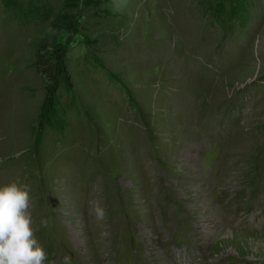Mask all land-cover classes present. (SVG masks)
<instances>
[{"label":"rangeland","instance_id":"374dc122","mask_svg":"<svg viewBox=\"0 0 264 264\" xmlns=\"http://www.w3.org/2000/svg\"><path fill=\"white\" fill-rule=\"evenodd\" d=\"M71 1L0 0V184L46 264H264V0H79L50 114L34 42Z\"/></svg>","mask_w":264,"mask_h":264},{"label":"clouds","instance_id":"9594fccd","mask_svg":"<svg viewBox=\"0 0 264 264\" xmlns=\"http://www.w3.org/2000/svg\"><path fill=\"white\" fill-rule=\"evenodd\" d=\"M31 186L19 178L0 184V264H46L48 252L33 227ZM98 220L106 216L100 200H93ZM41 224L46 227L47 220ZM62 264H71L64 257Z\"/></svg>","mask_w":264,"mask_h":264},{"label":"trees","instance_id":"16d2710c","mask_svg":"<svg viewBox=\"0 0 264 264\" xmlns=\"http://www.w3.org/2000/svg\"><path fill=\"white\" fill-rule=\"evenodd\" d=\"M79 0L68 2L64 8H60L51 17L50 32L45 33L34 42L35 66L41 71L46 93V108L50 114L54 113L56 95L61 86H71V80L66 64H68V50L59 44V39L63 34H77L80 24V11L72 10ZM91 0H85V5H89ZM229 118V115H228ZM52 119V116L49 117ZM53 120V119H52ZM45 121V119H44ZM241 120L230 117L229 123L238 124ZM61 126L63 124L61 123ZM43 130L41 126L40 131Z\"/></svg>","mask_w":264,"mask_h":264}]
</instances>
